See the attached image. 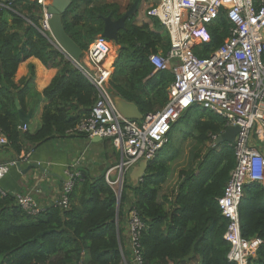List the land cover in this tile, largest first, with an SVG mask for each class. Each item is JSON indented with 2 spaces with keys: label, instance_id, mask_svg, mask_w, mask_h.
Segmentation results:
<instances>
[{
  "label": "trees",
  "instance_id": "trees-1",
  "mask_svg": "<svg viewBox=\"0 0 264 264\" xmlns=\"http://www.w3.org/2000/svg\"><path fill=\"white\" fill-rule=\"evenodd\" d=\"M42 15L37 0H15L11 10L0 9V129L8 146L22 156L55 138L82 136L67 131L88 113L96 98L90 82L43 35L47 32L40 26ZM108 15L112 19L121 16L116 4L72 0L61 20L66 34L85 51L101 34L102 17ZM150 20L141 25L125 21L118 32L123 47L118 49L109 81L110 92L133 102L142 115L166 105L173 79L169 71L151 74L147 56L159 51L164 55L169 40L159 22ZM229 28L225 16L220 15L208 26L211 41L194 46L193 53L208 57L222 45ZM30 58L45 69H56L42 92L33 87V66L26 77L14 80L20 65ZM44 101L37 130L31 133L28 124L25 131L19 129L15 102L27 113ZM187 127L183 142L207 148L202 156L193 154L195 166L178 171L175 189L168 185L179 152L169 140L147 163L142 180L124 182L117 209L115 191L103 175L94 179L80 176L67 208L53 205L36 216L24 211L12 193L0 194V264H138L129 236H123V223L127 224L131 210L143 224L138 239L139 264H236L228 260L230 245L223 239L228 222L216 201L236 165L233 146L206 145L210 135L224 131L225 120L202 110ZM165 147L168 150L163 151ZM238 214L241 236L261 240L247 264H264L263 183L244 186Z\"/></svg>",
  "mask_w": 264,
  "mask_h": 264
},
{
  "label": "built area",
  "instance_id": "built-area-1",
  "mask_svg": "<svg viewBox=\"0 0 264 264\" xmlns=\"http://www.w3.org/2000/svg\"><path fill=\"white\" fill-rule=\"evenodd\" d=\"M146 1L150 4L146 16L159 22L169 40V49L164 55L153 53L147 56L151 74L169 71L173 76L166 105L142 115L139 121L126 119L117 111L114 95L109 90L113 62L110 65L105 63L110 47L108 41L98 35L78 62L64 55L96 91L88 113L67 133L113 143L119 161L104 172L103 180L115 191L117 200L120 199L124 177L139 162L148 163L157 157L169 141V131L192 107L222 117L225 129L237 127L232 143L236 165L229 174L223 194L216 201L221 216L228 222L223 235L230 245L228 260L247 264L248 258L261 244L258 238L247 240L241 236L238 208L244 186L264 182V0ZM13 2L15 0L0 1V9L11 10ZM37 2L42 4V0ZM220 15L225 16L230 24L228 36L208 57H197L193 47L211 41L208 26ZM45 20L43 11L41 25L46 31ZM19 129L25 131L26 126ZM217 136L210 135L211 146ZM4 146H8V140L0 129V148ZM29 157L28 152L20 159L27 161ZM15 163H0V180ZM80 176L74 170L66 172L56 206H69V196ZM0 194L5 192L0 190ZM15 198L30 215L40 213L30 195L17 194ZM127 227L135 262L139 264L138 239L143 224L135 210L128 214Z\"/></svg>",
  "mask_w": 264,
  "mask_h": 264
},
{
  "label": "crops",
  "instance_id": "crops-1",
  "mask_svg": "<svg viewBox=\"0 0 264 264\" xmlns=\"http://www.w3.org/2000/svg\"><path fill=\"white\" fill-rule=\"evenodd\" d=\"M0 1L6 3L9 0ZM27 1L34 2L36 0ZM96 2H101L100 5L117 4L119 13L123 14L128 9L127 6L132 4L134 0H92L93 4ZM139 21L141 23L137 22L135 24L140 25L151 22L150 19ZM159 53L161 52L159 51ZM109 54L110 50L107 56ZM109 57L110 59H108ZM109 57H107L108 64L113 59L112 55H109ZM29 66L34 68L33 87L37 92H42L55 75L56 69H45L37 59L30 58L20 65L19 73L14 79L16 82L28 75ZM44 105L45 101L40 103L34 111L29 110L31 111V117L28 122V130L31 133L36 131L40 125V115ZM29 153L30 157L27 161H23L20 159L22 155H16L11 147L4 146L0 148V163L19 161L21 169L24 170L23 172L18 170L15 165L12 166L9 172L0 180V190L13 195H30L37 203L40 212L53 206L55 201L59 199L67 171L74 170L79 172L82 177L94 179L103 175L107 169L112 168L119 161L118 151L111 141L101 140L96 142L94 138L90 139L84 135L71 138H55L29 151ZM28 164H36L40 166L41 170L33 168L27 171ZM127 197L128 200L132 198ZM124 223L123 236L127 238L128 227ZM253 257H255V254Z\"/></svg>",
  "mask_w": 264,
  "mask_h": 264
},
{
  "label": "water",
  "instance_id": "water-1",
  "mask_svg": "<svg viewBox=\"0 0 264 264\" xmlns=\"http://www.w3.org/2000/svg\"><path fill=\"white\" fill-rule=\"evenodd\" d=\"M72 4V0H42V9L46 14V31L43 35L57 48L61 53L73 62H78L83 55L82 49L66 34L62 24L61 16L66 12ZM138 0H134L132 5L120 17L112 19L110 15L102 17L103 29L101 37L105 38L108 42L113 43L118 48L123 47L118 42V32L124 29L125 21L131 16L137 7ZM44 30V28H43ZM113 102L117 111L126 119L139 121L142 119V114L133 102L126 101L120 96H114ZM17 115L19 119V127L28 124L31 111L24 113L20 110L18 102H15ZM238 128L235 126H228L222 133H220L215 144L227 143L232 144ZM94 141H101L100 138H94ZM27 171L33 168L40 169L36 164H28ZM18 170L21 169L20 162L15 163ZM147 168V162L141 161L129 173V180L136 184L142 180ZM41 170V169H40ZM24 172V170H22ZM26 171V170H25ZM116 209L118 208L119 199L116 200Z\"/></svg>",
  "mask_w": 264,
  "mask_h": 264
},
{
  "label": "rangeland",
  "instance_id": "rangeland-1",
  "mask_svg": "<svg viewBox=\"0 0 264 264\" xmlns=\"http://www.w3.org/2000/svg\"><path fill=\"white\" fill-rule=\"evenodd\" d=\"M99 3L101 2H96L95 4L100 5ZM131 5L132 4L128 5L127 8H129ZM149 5H150L149 2H147L146 0H141V1L139 0V5L137 6V10L131 16H129L127 20L135 24L137 22H140L139 20L144 21L146 19H150L146 16V10L149 7ZM116 6L118 5L116 4ZM152 19L155 20V18H152ZM40 26L43 29L42 25ZM108 47H110L109 55L113 56L111 63L113 62L114 64L119 48L111 42H108ZM83 52L85 53L86 50ZM109 55L107 57H109ZM108 59H110V57ZM108 59L106 58L105 60L106 65H110L108 64ZM200 113H201L200 108L192 107L191 109L187 111L186 118L185 119L183 118L181 121H178L176 125H174L173 129H171L169 132V140L171 141V145L175 147L176 150H178L179 152V157L173 162L171 166V169L173 170L172 174L174 175L171 177V179H169L168 187L170 189H173V188L175 189V187L177 186V183L179 181V175H178L179 170H183V169L188 170V168H191L192 166L196 165L197 160L193 159L192 157L193 154H195V152H198L200 153V156H202L203 153H205V149L207 148V147H204V150H202L203 149L202 147L201 149L198 146L194 147V145L196 144L192 141H186L185 143L183 142L184 141L183 139H185V133L188 132L187 125H189L190 122H195V120L199 118ZM191 127L194 128L193 123H191ZM206 145L211 146L210 143H207ZM166 150L168 149L165 147L163 151H166ZM114 174L115 173H113L112 176H114ZM128 179H129V174H127V176L124 177V180L126 182L128 181ZM127 196L132 197V194L128 192Z\"/></svg>",
  "mask_w": 264,
  "mask_h": 264
},
{
  "label": "clouds",
  "instance_id": "clouds-1",
  "mask_svg": "<svg viewBox=\"0 0 264 264\" xmlns=\"http://www.w3.org/2000/svg\"><path fill=\"white\" fill-rule=\"evenodd\" d=\"M54 205H55V203H54Z\"/></svg>",
  "mask_w": 264,
  "mask_h": 264
}]
</instances>
